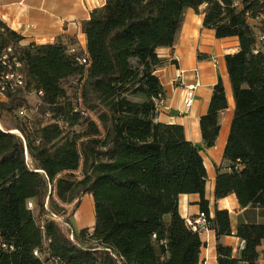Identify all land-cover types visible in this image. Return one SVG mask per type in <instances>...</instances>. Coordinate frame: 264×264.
Wrapping results in <instances>:
<instances>
[{"label": "trees", "instance_id": "16d2710c", "mask_svg": "<svg viewBox=\"0 0 264 264\" xmlns=\"http://www.w3.org/2000/svg\"><path fill=\"white\" fill-rule=\"evenodd\" d=\"M235 1L106 0L81 24L86 49L68 35L21 45L24 36L0 19V46L14 48L25 74L0 104V264H200L203 242L180 214L182 194L201 196L218 239L233 234L228 210L210 217L203 147L183 126L157 120L166 97L157 49L174 46L188 8L205 6L203 25L240 42L225 57L235 110L215 198L235 194L242 208H264V41L247 21L264 0H242V9ZM212 92L200 119L204 148L216 144L228 108L221 80ZM86 194L95 224L72 241L57 217L71 225L75 210L67 216L65 205L77 209ZM235 234L244 249L234 256L218 243V264L264 261V222L239 223Z\"/></svg>", "mask_w": 264, "mask_h": 264}, {"label": "crops", "instance_id": "0c3cea01", "mask_svg": "<svg viewBox=\"0 0 264 264\" xmlns=\"http://www.w3.org/2000/svg\"><path fill=\"white\" fill-rule=\"evenodd\" d=\"M105 2L106 0H0V19L24 36L21 45L31 42L54 43L57 37L68 35L74 38L82 49H86L87 39L81 24L90 18L94 9L102 7ZM203 8L205 6L200 8V14L188 8L174 46L157 49L159 57L166 61L157 70L166 92L164 103L157 107V120L183 126L186 139L203 147L202 156L207 170L205 196L209 201L210 217L214 216L217 208L228 210L233 230L232 235L219 239L213 229L200 233L203 242L200 264H218L216 258L218 243L230 246L233 255L237 256L242 241L235 234L238 224L264 222V208L251 206L242 208L235 194L221 199L215 198L218 168L222 171L229 170L224 152L235 110L225 57L238 52L240 42L237 37L219 39L213 29L205 27ZM262 49L264 51V46ZM180 71L183 73L180 74ZM197 77L200 85L195 91L194 102L190 107H185L184 89L186 85L194 83ZM219 80L225 87L228 108L220 114L221 128L216 144L211 148H204L200 119L208 111L212 91ZM200 200L199 194L180 195L179 211L182 217L185 219L197 217L201 213ZM72 217L70 221L73 227ZM81 223L78 232L83 228L92 230L95 224L84 225L82 220ZM261 249H264V241ZM259 264H264V261L260 260Z\"/></svg>", "mask_w": 264, "mask_h": 264}, {"label": "built area", "instance_id": "2783aa9c", "mask_svg": "<svg viewBox=\"0 0 264 264\" xmlns=\"http://www.w3.org/2000/svg\"><path fill=\"white\" fill-rule=\"evenodd\" d=\"M234 6L238 9H242L244 7L242 0H236L234 2ZM247 21L253 27L258 35V40L264 41V9L256 16H252L249 12L247 13ZM78 50L77 46H71L69 52L75 53ZM85 59H80V63H85ZM23 65L20 60L18 54L15 53V50L12 46L1 48L0 46V104L7 100V94L9 91L25 86V74L23 73ZM183 72L180 71V74ZM200 85V81L197 77L196 81L192 84L186 85L185 87V107H190L195 99V91L197 87ZM38 95L43 96V92L40 91ZM40 100V99H39ZM39 103V101H38ZM164 103V99L159 101V105ZM28 111L25 109H21L17 112L19 117H27L29 116ZM18 133V131H12ZM29 208H33V203L29 202ZM65 227L69 229V237L72 241H75V230L74 228L65 223L61 218H58ZM188 225L199 233L205 232L210 228V223L207 215L204 212H201L197 217L187 218ZM245 241H241L238 247V253L241 252L245 247ZM4 248H7L6 245H3ZM36 256H39V252L34 251ZM54 264H62L58 258H52Z\"/></svg>", "mask_w": 264, "mask_h": 264}, {"label": "rangeland", "instance_id": "374dc122", "mask_svg": "<svg viewBox=\"0 0 264 264\" xmlns=\"http://www.w3.org/2000/svg\"><path fill=\"white\" fill-rule=\"evenodd\" d=\"M28 99H29L31 106L38 105L39 98L36 96L35 93L29 94ZM30 112L31 111H29L28 113H30ZM30 115L32 117L33 122L34 121L36 122L38 120L37 116L34 115L33 113H30ZM79 206H80L79 210L72 217V219L74 218L73 219V221H74L73 228H74L75 232H78V230L82 224L81 220H82L84 225H88V226H91L92 224L95 223V212H94V208H93L94 207L93 198L89 194L85 195ZM64 209H66V215L67 216L71 215L73 213V211L76 210L75 203L66 204ZM61 219H63V218H61ZM62 226H64V225L62 224Z\"/></svg>", "mask_w": 264, "mask_h": 264}]
</instances>
